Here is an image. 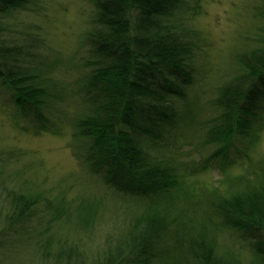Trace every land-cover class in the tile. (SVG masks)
I'll return each mask as SVG.
<instances>
[{
	"label": "trees",
	"instance_id": "trees-1",
	"mask_svg": "<svg viewBox=\"0 0 264 264\" xmlns=\"http://www.w3.org/2000/svg\"><path fill=\"white\" fill-rule=\"evenodd\" d=\"M45 1L0 0V102L35 133L66 131L77 162L129 208L125 233L94 264H264V160L245 175L226 176L221 189L210 191L207 209L184 197L189 175L213 169L217 159L221 166L234 164V157L249 159L260 138L264 0L256 7L255 43L235 58L234 74L210 92L214 116L205 124L196 102L203 75L187 23L195 0H84L83 63H50L39 52ZM25 12L34 22L20 20ZM64 71L72 78L64 80ZM177 140L213 149L188 164L169 151ZM37 201L15 197L5 220L20 226ZM52 210L66 215L67 208L61 203ZM79 214L86 224L94 216ZM228 229L248 244L219 245V233ZM49 243H41L45 258ZM57 250L58 261L86 262L75 260V247L59 244Z\"/></svg>",
	"mask_w": 264,
	"mask_h": 264
},
{
	"label": "rangeland",
	"instance_id": "rangeland-1",
	"mask_svg": "<svg viewBox=\"0 0 264 264\" xmlns=\"http://www.w3.org/2000/svg\"><path fill=\"white\" fill-rule=\"evenodd\" d=\"M195 1L197 6L188 13L190 19L187 23L190 40L198 47L196 57L200 75H203L200 76L202 89L196 93L201 97L196 102L198 119L205 124L214 116L207 104L210 92L220 86L226 76L234 74L235 58L250 50L255 43V14L261 0ZM45 5L44 23L40 21L41 25L44 24L45 33L38 31L44 44L39 52L50 63L54 59L66 61L69 58L83 63L88 55L87 46L82 44V31L88 20V3L84 0H46ZM32 15L25 12L19 13L18 17L32 23ZM64 73V80L71 77V72ZM190 90H187L190 93L188 101L195 91L194 88ZM14 114L17 112L0 102V262L67 264L65 259L58 261L59 244L66 248L75 247V260L82 256L86 259L85 264L98 262L109 244L128 228L129 208L118 203L113 194L105 189L101 179L91 175L77 162L74 154L77 146L66 131L62 129L60 136L37 130L35 133L31 125L19 118L16 121ZM189 140H177L169 151L186 163L193 162L195 165L213 148L209 145L195 147V143ZM248 155L246 160L234 157V164L228 163L227 166H221L217 159L213 169L204 174L189 175L185 181L187 191L184 197H188L194 208L201 206L207 209L210 191L215 187L221 189L226 176L236 177L251 172L258 162L264 160V125L258 142ZM23 194L38 197V201L28 209V215H24L20 226L9 225V221L5 220L10 213L9 203ZM61 203L67 208L66 215L52 210ZM80 212H93L94 216L86 224L81 222ZM15 215H18L17 212ZM52 215L55 217L52 218ZM239 235L236 230H223L217 240L225 248L248 244ZM50 239L49 255L45 258L41 246L47 245ZM243 256L250 257L246 253Z\"/></svg>",
	"mask_w": 264,
	"mask_h": 264
}]
</instances>
